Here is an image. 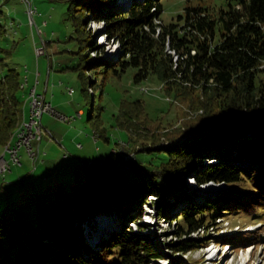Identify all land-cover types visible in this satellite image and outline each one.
I'll return each mask as SVG.
<instances>
[{
  "label": "trees",
  "instance_id": "16d2710c",
  "mask_svg": "<svg viewBox=\"0 0 264 264\" xmlns=\"http://www.w3.org/2000/svg\"><path fill=\"white\" fill-rule=\"evenodd\" d=\"M56 1L68 6L78 42L80 64L73 69L79 70L81 108L92 107L101 137L110 141L102 119L104 91L130 67L136 69L135 83L156 78L171 105L181 99L193 116L167 130L168 120L152 119L145 101L123 99L116 120L129 133L130 158L156 152L157 165L131 173L116 162L114 151L107 160L83 162L82 173L69 180L56 172L12 197L6 180L0 182V264H207L187 255L209 245L206 235L217 220L239 213L264 219V0H227L216 11L188 5L171 24L161 20L162 0ZM92 21L103 22L100 33L118 42L116 57L102 56L105 47L98 44L100 33L90 29ZM9 37L0 6V42ZM0 51L6 54L0 57L1 156L18 140L25 119L21 91L27 86L6 61L12 50ZM189 176L198 186L226 189L195 198ZM146 204L167 222L173 239L162 241L168 233L150 235L139 224ZM219 239L236 248L249 238Z\"/></svg>",
  "mask_w": 264,
  "mask_h": 264
},
{
  "label": "rangeland",
  "instance_id": "374dc122",
  "mask_svg": "<svg viewBox=\"0 0 264 264\" xmlns=\"http://www.w3.org/2000/svg\"><path fill=\"white\" fill-rule=\"evenodd\" d=\"M29 1L39 11L35 17L37 25L34 27L31 25L25 0H0V6L7 14L10 36L6 44L0 42V48L12 50V56L6 61L18 69L25 83L26 79H29L28 85L26 84L27 89L21 91L23 109L30 101L31 87L36 86L38 95L46 96L47 101L52 104L54 109L68 117L69 120H61L51 113L44 114L42 119L43 138L32 141L34 151L37 153L40 151L36 160L31 156L26 146L19 152L23 165H17L14 162L9 150L2 152L0 158L5 154L11 169L5 174H0V182L6 180L10 196L12 197L14 192L21 190L29 182L46 183L48 180H52L56 172L55 177L58 179L69 180L72 174L82 173L83 162L107 160L114 151H116V162L126 166L125 169L131 173L135 170L152 168L154 164L157 165L159 160L156 158V152H137L136 157L130 158L127 148L130 141L129 133L119 128L116 120L121 100L142 99L146 102L147 112L152 119L168 120L167 130L178 127L187 114L193 116L189 112L188 106L181 99L175 101L172 106L171 99L162 90L160 81L154 77L141 83H135L136 69L130 67L122 74L121 78L110 79L102 96L105 106L102 119L110 138L108 142L96 130L97 121L91 114L92 107L81 108L80 89L82 86L78 77L79 70L73 69L79 66L80 55L77 54L78 42L72 38L74 26L68 20V6L56 0ZM161 2L164 8L161 20L165 24L178 22V16L184 12L188 5L204 6L212 11L227 7V0H162ZM36 7L34 8L37 9ZM45 21L48 22L47 26L44 25ZM103 26L102 22L91 23L90 29L94 33H100ZM95 27L97 29H94ZM45 43L48 44L47 47ZM98 44L105 47V52L102 54L104 58L116 57L119 54L118 42H109L107 37L101 33L98 36ZM43 47L46 53L38 58L36 49ZM92 54L93 56L99 55L96 51H92ZM1 56L5 57L6 54L0 51ZM2 76L3 72L0 70V78ZM72 89L74 93H71ZM83 101L90 104L92 99L84 98ZM22 119H24L23 112ZM127 155L129 156L127 157ZM243 164L246 167L251 166L247 162ZM209 185L215 186L213 183L198 186L189 176L188 187L194 193L195 198L213 197L223 193L226 189V186L221 184L220 189L215 187L216 189L208 192L206 188ZM6 194L3 191V196ZM150 197L148 200L151 199ZM150 205L146 204L144 208L148 211L147 214L151 212L153 217H144L139 221V224L144 225L146 233L150 235L168 233L169 235L162 236L161 240L164 241L166 238L170 241L174 237L173 231L168 230L169 226L165 220L159 221L155 217L157 212ZM145 221L151 224H145ZM131 225L136 232H139L136 223ZM88 229L89 226L86 230ZM206 236L209 239V245L188 254L189 260L206 258L207 264H220L221 259H224V264H264V219L261 217L254 218L246 216L244 213L224 216L216 221V224L210 229V234ZM236 236L249 239L245 244L237 245L236 248H231L229 244L231 242L228 240L224 245L217 243V240L220 241L219 238ZM194 262L193 260L192 263ZM152 264H170V262L159 260Z\"/></svg>",
  "mask_w": 264,
  "mask_h": 264
},
{
  "label": "built area",
  "instance_id": "2783aa9c",
  "mask_svg": "<svg viewBox=\"0 0 264 264\" xmlns=\"http://www.w3.org/2000/svg\"><path fill=\"white\" fill-rule=\"evenodd\" d=\"M27 7H28V15L31 19V25H36L35 17L39 14L38 9L34 8V5L31 1L25 0ZM36 53L38 58L45 55V48H37ZM39 76V74H38ZM28 85V81L26 83ZM73 92V89L71 90V93ZM31 115L28 119V126H26V131L22 132L21 135L18 138V141L16 143L15 148L12 151H9L11 153L12 159L17 165H21V156L19 155L20 150L26 146L29 153L33 158L37 157V152L34 151V148L32 146V141L34 139L42 140L43 138V124L42 119L45 113H51L58 117L61 120L67 121L69 120L68 117L62 115L61 113H58L51 103L45 101V97L42 95H38L37 87H33L31 92ZM11 169L10 162L5 158L0 159V174H5Z\"/></svg>",
  "mask_w": 264,
  "mask_h": 264
},
{
  "label": "bare ground",
  "instance_id": "6f19581e",
  "mask_svg": "<svg viewBox=\"0 0 264 264\" xmlns=\"http://www.w3.org/2000/svg\"><path fill=\"white\" fill-rule=\"evenodd\" d=\"M98 21H92L91 23H93V24H96ZM99 23V22H98ZM103 23V22H102ZM104 24V23H103ZM94 29H97V27H95ZM26 83H27V81H26ZM30 105H31V95H30ZM31 107V106H30ZM26 126H28V119L27 118H25L24 119V121H23V123H22V126H21V129H20V131H19V133L17 134V137L19 138V136L21 135V133L22 132H24V131H26ZM18 141V140H17ZM17 143V142H16ZM16 146V145H15ZM15 146L14 147H12V148H8V150L9 151H12L14 148H15ZM216 186H213V185H209L207 188H206V191H211V190H213L214 188H215ZM216 189V188H215ZM152 197V196H151ZM205 232V230H202L201 232H195V233H193V234H191L192 236H200L201 234H203Z\"/></svg>",
  "mask_w": 264,
  "mask_h": 264
},
{
  "label": "crops",
  "instance_id": "0c3cea01",
  "mask_svg": "<svg viewBox=\"0 0 264 264\" xmlns=\"http://www.w3.org/2000/svg\"><path fill=\"white\" fill-rule=\"evenodd\" d=\"M45 98H46V96H45ZM29 105H30V101L28 102L27 107H25V108L23 109V117H24V118H27V119H29V117H30V115H31V107H29Z\"/></svg>",
  "mask_w": 264,
  "mask_h": 264
},
{
  "label": "water",
  "instance_id": "95a60500",
  "mask_svg": "<svg viewBox=\"0 0 264 264\" xmlns=\"http://www.w3.org/2000/svg\"><path fill=\"white\" fill-rule=\"evenodd\" d=\"M8 152V149L6 150ZM0 159H5V154L0 158ZM214 184V183H213ZM218 189L221 188V184H214ZM224 185V184H223Z\"/></svg>",
  "mask_w": 264,
  "mask_h": 264
}]
</instances>
